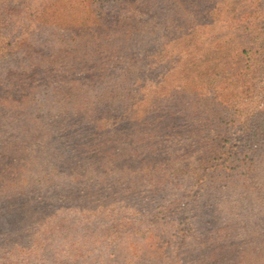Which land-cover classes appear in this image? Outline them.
I'll use <instances>...</instances> for the list:
<instances>
[{
  "label": "rangeland",
  "instance_id": "obj_1",
  "mask_svg": "<svg viewBox=\"0 0 264 264\" xmlns=\"http://www.w3.org/2000/svg\"><path fill=\"white\" fill-rule=\"evenodd\" d=\"M0 264H264V0H0Z\"/></svg>",
  "mask_w": 264,
  "mask_h": 264
}]
</instances>
